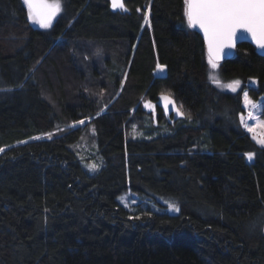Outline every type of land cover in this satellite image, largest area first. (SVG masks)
I'll use <instances>...</instances> for the list:
<instances>
[{"label":"trees","instance_id":"16d2710c","mask_svg":"<svg viewBox=\"0 0 264 264\" xmlns=\"http://www.w3.org/2000/svg\"><path fill=\"white\" fill-rule=\"evenodd\" d=\"M122 2L60 0L44 29L0 0V264H264V148L239 122L264 56L237 46L217 74L241 88L218 89L184 0ZM127 187L179 213L128 211Z\"/></svg>","mask_w":264,"mask_h":264},{"label":"snow or ice","instance_id":"6c2138e0","mask_svg":"<svg viewBox=\"0 0 264 264\" xmlns=\"http://www.w3.org/2000/svg\"><path fill=\"white\" fill-rule=\"evenodd\" d=\"M27 7V19L39 24L41 28L51 27L53 19L61 11L60 0H23ZM184 17L187 26L190 29L198 28L203 33L204 44L207 49V62L210 66L209 81L216 88L228 90L237 93L241 88L239 79L224 83L215 70L219 65L220 59L225 54V49L235 47V42L239 38L238 33H246L251 41L261 49H264V0H184ZM113 9H123L126 11L122 0H111ZM145 22L148 20L147 13L144 16ZM157 68L163 71L162 65ZM255 84L256 81H251ZM161 101L165 111L172 105V110L176 115L183 117L185 113L180 107H177L174 100L165 94H161ZM244 109L247 110V119L244 115L239 117L240 125L252 133V139L261 148H264V134L257 135L258 129H264V122H260L257 110H264V98L257 103L254 102L247 91L242 95ZM145 108L154 109L151 102L144 104ZM249 120L256 121V124H249ZM78 124H84L83 120L77 121ZM51 136V134H48ZM4 149L0 148V152ZM249 160L253 153H245ZM89 171H95L99 165L90 163L86 165ZM123 202V197L121 198ZM168 209L179 211L175 202L166 201ZM128 205L125 204V207ZM131 219V217H129ZM139 219V217H136Z\"/></svg>","mask_w":264,"mask_h":264},{"label":"rangeland","instance_id":"374dc122","mask_svg":"<svg viewBox=\"0 0 264 264\" xmlns=\"http://www.w3.org/2000/svg\"><path fill=\"white\" fill-rule=\"evenodd\" d=\"M210 71H212V70L210 69V66H209L208 72L210 73ZM209 73H208V78H209ZM215 74L218 75L217 69L215 70ZM252 85L255 86L256 83L252 84ZM225 91L230 92L226 89H225ZM256 114L258 115V112ZM244 116L247 119V115H244ZM88 121L89 120H84V124L76 123V124L70 125V127L83 126ZM80 159L84 163L82 165L86 170H88L86 167L87 164L94 162L97 165H99V167L95 171H89L88 170L90 173H94L102 167V161H100L98 156L96 157V152L92 149H87L84 147V150L80 156ZM122 197H123V202L121 201ZM116 201L121 207H123L124 209L131 211V212H134L136 210L134 208V206H136L139 203H142L144 205V207H148L149 209H151L152 211H155V212L167 213L169 215H177L179 213V211L174 212V211H171L168 209L166 201L173 202L171 200V198L163 197V196L162 197H160V196L149 197L146 195H140L138 193L133 192L129 187H127L126 190H124L120 195L117 196ZM125 204H127L128 206L125 207Z\"/></svg>","mask_w":264,"mask_h":264},{"label":"water","instance_id":"95a60500","mask_svg":"<svg viewBox=\"0 0 264 264\" xmlns=\"http://www.w3.org/2000/svg\"><path fill=\"white\" fill-rule=\"evenodd\" d=\"M194 30L201 38L202 40L204 41V38H203V33L198 29V28H195V29H192ZM238 39L236 40L235 42V47L231 48V49H225V54L223 55V57L220 59L219 63H222L226 60H229L231 59L233 56H234V51H235V48L243 43H246V44H250L251 46H253L254 48H256V50L258 51V53L262 56H264V49H261V48H258L252 41H251V38L246 34V33H238ZM205 51L207 53V49H206V46H205Z\"/></svg>","mask_w":264,"mask_h":264}]
</instances>
